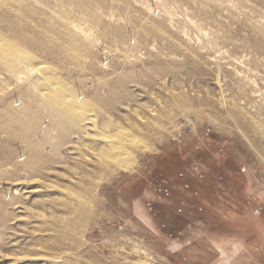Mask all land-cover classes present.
<instances>
[{
	"label": "rangeland",
	"instance_id": "obj_1",
	"mask_svg": "<svg viewBox=\"0 0 264 264\" xmlns=\"http://www.w3.org/2000/svg\"><path fill=\"white\" fill-rule=\"evenodd\" d=\"M0 41L136 134L126 168L92 130L52 161L0 64V264H264V0H0Z\"/></svg>",
	"mask_w": 264,
	"mask_h": 264
},
{
	"label": "bare ground",
	"instance_id": "obj_2",
	"mask_svg": "<svg viewBox=\"0 0 264 264\" xmlns=\"http://www.w3.org/2000/svg\"><path fill=\"white\" fill-rule=\"evenodd\" d=\"M0 64L1 66L6 67L7 70L10 69L12 72H14L18 78L27 76L31 85L33 84L31 89L34 91L37 98L43 100V103L45 102L49 106L51 113L54 115V127L56 130L55 139L57 141V145L55 144L51 147L52 161L55 160V154L53 153L56 152L58 146L63 143H68L69 149H71L73 153H76L78 143H83V137L91 133L90 130H92L96 134L93 135L92 133L93 136L91 137L95 136L96 138L98 137V139H104L101 140L103 142L102 146H99L100 154L102 152V157H107V161L113 165L126 168L124 167V160H126L125 158L129 152L128 145L131 140H133L130 135L135 137L136 134L129 135V133L123 129L124 127H120V125L115 123L116 121L109 122L111 119L109 120L108 118V124L111 128H113V133L108 139H106L108 136L104 135L103 131L101 132L105 126H101V129L100 125H98V123L96 124L97 119L93 120V118L88 115L87 106L90 107L91 104H88L85 100H83L84 98H80L81 96L79 97L73 92L66 91V88L63 89L62 87H59L57 84L53 83L52 80L44 75L46 67L43 63H30V61H28L27 54L18 52L17 48L13 46L9 47V44L7 45L5 41H0ZM38 87H42V90H39ZM115 92L116 91L112 92L106 101L107 105L111 109L114 108L116 104ZM108 124L105 122V125L109 126ZM90 144L92 143L90 142Z\"/></svg>",
	"mask_w": 264,
	"mask_h": 264
}]
</instances>
